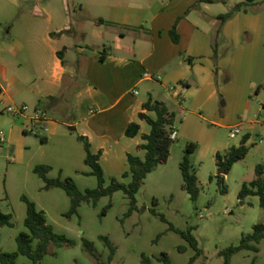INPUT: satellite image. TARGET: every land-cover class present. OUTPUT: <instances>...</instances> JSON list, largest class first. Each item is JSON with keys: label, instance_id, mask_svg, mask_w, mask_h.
I'll return each mask as SVG.
<instances>
[{"label": "crops", "instance_id": "1", "mask_svg": "<svg viewBox=\"0 0 264 264\" xmlns=\"http://www.w3.org/2000/svg\"><path fill=\"white\" fill-rule=\"evenodd\" d=\"M237 5L221 24L219 17ZM89 6L95 15L74 20L70 0H0V120L9 105L29 106L13 117L4 142L11 145L21 129L31 134V118L42 110L46 141L35 135L42 154L29 166H51L49 178L71 177L77 185L93 179L78 139L84 136L105 177L110 172L130 182L128 155L144 157L138 147L150 132L139 114L155 117L143 110L149 97L166 103L176 123L178 110L186 112L176 139H189V126L217 114L221 98L229 105L236 92L242 99L248 90L257 99L264 95V0H93ZM91 41L106 51L91 50ZM133 122L140 133L128 137ZM235 126L245 128L242 140L249 142L253 123L227 128Z\"/></svg>", "mask_w": 264, "mask_h": 264}, {"label": "rangeland", "instance_id": "2", "mask_svg": "<svg viewBox=\"0 0 264 264\" xmlns=\"http://www.w3.org/2000/svg\"><path fill=\"white\" fill-rule=\"evenodd\" d=\"M91 2L93 0H70L73 19L95 15L96 12L88 10ZM81 4L84 5L83 9ZM95 45L97 43L91 41L89 48L101 53L106 51L103 46ZM233 96L235 99L229 105L225 98H221L218 113L208 115L207 122L202 123L198 119L189 126L188 134L192 138L181 136L174 141L168 163L149 174L136 196V209L129 216V199L123 191H118L101 198L96 206L83 203L78 214L67 217L71 208L68 195L58 188L43 190L44 181L29 166L42 154L40 140L32 133L26 135L21 129L19 134H15L11 145L8 142L0 143V147H3L0 149V212L13 217V227H0V254L16 252L17 237L27 231L24 225L27 206L22 200L25 196L36 204L38 210L46 213L55 233L73 242L72 246L52 247L39 264H97L98 261L107 264L110 251L101 237H108L117 248L111 264H145V260L148 264H166L165 255L170 264H224L219 252L230 246H238L245 235L253 232L254 225L264 223V208L259 196L239 197L243 185L255 178L256 167L264 166V107L259 104L264 100V95L260 100L255 91L248 90L243 99L239 92ZM247 103L249 110L245 111ZM178 113L176 124L180 129L186 112L178 110ZM7 114L0 120V132L4 133L5 139L14 117ZM246 121H251L254 126L251 139L247 142L249 152L226 176L228 193L223 195L217 180L211 179L218 172L216 150L225 153L231 147L239 146L245 128H241V133L231 139V130L227 125ZM187 143L198 146L191 157L200 188L197 201L191 200L190 195L182 189L180 164ZM112 178L129 183V179L116 177L109 172L106 185L110 184ZM82 180L85 183L80 182V187L94 189L98 185L95 177H84ZM191 229L198 247L203 250V255L193 262L191 260L196 251L181 234ZM85 240L92 245L96 256L85 250ZM258 247L259 252H239L232 258V264H264V240ZM16 264H31V261L19 256Z\"/></svg>", "mask_w": 264, "mask_h": 264}, {"label": "trees", "instance_id": "3", "mask_svg": "<svg viewBox=\"0 0 264 264\" xmlns=\"http://www.w3.org/2000/svg\"><path fill=\"white\" fill-rule=\"evenodd\" d=\"M206 3H215L217 0H202ZM246 3H255V0H246ZM237 5L234 9L219 17L221 24L230 19L234 12L240 9ZM69 32V31H66ZM174 40L178 41V36L175 31L172 32ZM66 50L59 52L60 58L64 60V53ZM216 57V56H215ZM1 91V87H0ZM53 99V98H49ZM143 110L154 113L155 117L150 116L145 112H141L139 117L146 121L150 126V132L143 135L144 144L139 145L138 149L143 150L145 155L143 158L129 154L128 167L130 175V182L125 184L117 178H112L110 184L106 185V177L104 169L100 163V155L94 154L91 150V145L88 139L84 136H79L78 139L84 143L86 150L85 163L91 168L90 174L96 177L98 185L94 189L81 190L75 180L71 177L67 178H49L48 174L52 170L48 165H37L34 172L44 181L43 190L62 189L70 198L71 208L67 217L78 214V210L83 203H91L96 206L97 202L107 196H112L118 191H123L130 202V210L128 216L136 209L137 194L142 189L149 174L154 172L161 165L168 163L171 155V147L174 139L171 135L176 131V114L172 112L163 101L154 100L149 97L143 104ZM140 125L136 122L129 124L126 130L128 137H135L140 133ZM41 137L42 141L46 138ZM248 137L242 140L239 146L231 147L227 152H218L215 156L218 172L211 179H216L220 192L225 195L228 193V186L226 184V176L230 173L233 166L245 159L248 155L249 148L247 146ZM198 146L196 143H187L183 160L180 164V169L183 176L182 189L186 191L191 200L197 201L200 188L198 185V178L191 164V157L196 152ZM87 174V173H85ZM249 195H257L260 198L261 206L264 208V166L258 165L256 167V176L248 184H244L239 194L240 198H245ZM22 200L27 205V214L24 220V225L27 229L22 232L16 239L17 251L13 253H1L0 264H16V259L19 256H24L31 261V264H39L49 253L52 247L62 248L72 246L73 242L63 235L55 233L53 227L48 223L46 213L38 210L36 204L27 197L23 196ZM165 219L163 216L161 217ZM13 217L11 214L0 212V227H13ZM171 229H173L171 227ZM182 236L189 241L191 246L195 249L196 254L191 260L193 262L196 258L203 255V250L198 247V242L192 234V229L187 233L181 232ZM105 246L109 249V262L111 264L117 248L108 237H101ZM264 240V223L254 225L253 232L245 235L238 246H230L227 249L221 250L219 255L224 258V264H232V258L242 251L259 252L258 245ZM85 250L92 256H96L92 245L85 240ZM166 264L169 263L168 257L164 256ZM97 264H105L100 261ZM145 264L148 261L145 260Z\"/></svg>", "mask_w": 264, "mask_h": 264}, {"label": "built area", "instance_id": "4", "mask_svg": "<svg viewBox=\"0 0 264 264\" xmlns=\"http://www.w3.org/2000/svg\"><path fill=\"white\" fill-rule=\"evenodd\" d=\"M29 111V106H16V105H9L6 107V112L11 114L15 117H20L24 115L26 112ZM94 113V110L91 111ZM46 123H47V116L42 110H37L35 114L31 118V130L30 132L36 136H43L44 132H46ZM241 133V127L235 126L231 129L230 138L234 139L237 135ZM171 138L176 140L177 133L174 131L171 135ZM4 133L0 132V142H4ZM262 143L263 140H260Z\"/></svg>", "mask_w": 264, "mask_h": 264}]
</instances>
